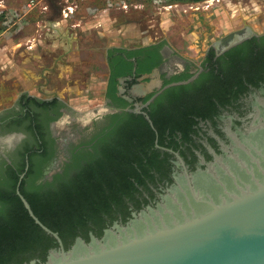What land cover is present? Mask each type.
Returning a JSON list of instances; mask_svg holds the SVG:
<instances>
[{
    "label": "flooded vegetation",
    "instance_id": "obj_1",
    "mask_svg": "<svg viewBox=\"0 0 264 264\" xmlns=\"http://www.w3.org/2000/svg\"><path fill=\"white\" fill-rule=\"evenodd\" d=\"M251 8L236 5L226 21L191 20L187 32L131 46H155L157 64L138 73L135 63L114 91L108 48L103 98L92 109L26 91L0 108V214L19 198V182L23 196H44L111 170L125 186L88 210L68 248L154 207L184 170L205 168L264 103V5Z\"/></svg>",
    "mask_w": 264,
    "mask_h": 264
},
{
    "label": "water",
    "instance_id": "obj_2",
    "mask_svg": "<svg viewBox=\"0 0 264 264\" xmlns=\"http://www.w3.org/2000/svg\"><path fill=\"white\" fill-rule=\"evenodd\" d=\"M18 186L29 217L57 243L44 261L23 264H264V103L205 168L184 170L154 207L101 237L65 248Z\"/></svg>",
    "mask_w": 264,
    "mask_h": 264
},
{
    "label": "rangeland",
    "instance_id": "obj_3",
    "mask_svg": "<svg viewBox=\"0 0 264 264\" xmlns=\"http://www.w3.org/2000/svg\"><path fill=\"white\" fill-rule=\"evenodd\" d=\"M74 1L79 6L72 3L75 12L65 20L63 9L71 0H0V108L26 91L59 97L75 109H92L103 98L108 48L140 46L144 38L151 43L161 33L187 32L191 20L226 21L234 5L251 12L252 3L264 5V0H165L163 6L127 0L123 8L105 6L108 0ZM122 33L134 39H118Z\"/></svg>",
    "mask_w": 264,
    "mask_h": 264
},
{
    "label": "trees",
    "instance_id": "obj_4",
    "mask_svg": "<svg viewBox=\"0 0 264 264\" xmlns=\"http://www.w3.org/2000/svg\"><path fill=\"white\" fill-rule=\"evenodd\" d=\"M170 1L198 3L205 0ZM155 49V46L109 49L112 91L115 90L116 78L129 74L135 63L138 73L155 67L156 54L152 52ZM144 53L147 58H152L148 64L140 58ZM116 177L119 178L109 170L75 178L62 185L61 190L49 191L44 196L22 193L40 221L58 232L65 243L67 237L75 234V228L83 222L89 211L98 212L102 204L107 203L108 194L121 192L125 185L120 184L121 182L118 184ZM10 203L11 209L0 214V264H23L36 256L44 261L48 250L57 247L56 241L34 224L18 197Z\"/></svg>",
    "mask_w": 264,
    "mask_h": 264
},
{
    "label": "built area",
    "instance_id": "obj_5",
    "mask_svg": "<svg viewBox=\"0 0 264 264\" xmlns=\"http://www.w3.org/2000/svg\"><path fill=\"white\" fill-rule=\"evenodd\" d=\"M153 1V3H154V5H157V6H163L164 5V1L165 0H152ZM110 3V5L111 6H119V7H123V8H127L128 7V4H127V2L126 1H124V0H121V1H119L118 2V0L117 1H112V2H109ZM74 4H76V3H74ZM72 5L73 4H71V5H66L65 7H64V9H63V16H64V19L65 20H68V19H70L71 17H72V15L74 14V12H75V10H74V6L72 7ZM32 5L30 4L28 7H31ZM235 8H236V5H234V7L233 8H231V10H232V12H234V10H235ZM18 16V14L16 13L15 14V17H17Z\"/></svg>",
    "mask_w": 264,
    "mask_h": 264
},
{
    "label": "crops",
    "instance_id": "obj_6",
    "mask_svg": "<svg viewBox=\"0 0 264 264\" xmlns=\"http://www.w3.org/2000/svg\"><path fill=\"white\" fill-rule=\"evenodd\" d=\"M123 31H124V30H123ZM122 34H123V33H122ZM112 35H115V34H112ZM123 37H127L129 40H133V39H134V38H132L133 36H130V35H124V34H123V36H122L121 38H118V39L122 40ZM118 39H117V40H118ZM144 39H145V40L143 41L144 44H149V43H148V39H147V38H144ZM142 40H143V39H142Z\"/></svg>",
    "mask_w": 264,
    "mask_h": 264
},
{
    "label": "bare ground",
    "instance_id": "obj_7",
    "mask_svg": "<svg viewBox=\"0 0 264 264\" xmlns=\"http://www.w3.org/2000/svg\"><path fill=\"white\" fill-rule=\"evenodd\" d=\"M67 3H68V1H70V0H65ZM71 1H73V2H71L70 3V5L72 4V3H76L78 6H79V4L77 3V2H75L74 0H71ZM105 6H108V7H111V5H110V3L107 1L106 3H105ZM93 7V9H91V10H95V9H97V7H94V6H92ZM233 7V6H232ZM87 12H88V10H86ZM88 14H89V12H88Z\"/></svg>",
    "mask_w": 264,
    "mask_h": 264
}]
</instances>
